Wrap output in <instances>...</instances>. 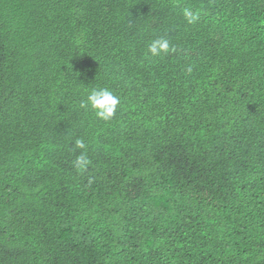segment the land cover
I'll return each mask as SVG.
<instances>
[{"label":"trees","instance_id":"16d2710c","mask_svg":"<svg viewBox=\"0 0 264 264\" xmlns=\"http://www.w3.org/2000/svg\"><path fill=\"white\" fill-rule=\"evenodd\" d=\"M0 264H264V0H0Z\"/></svg>","mask_w":264,"mask_h":264},{"label":"clouds","instance_id":"9594fccd","mask_svg":"<svg viewBox=\"0 0 264 264\" xmlns=\"http://www.w3.org/2000/svg\"><path fill=\"white\" fill-rule=\"evenodd\" d=\"M183 15L188 23H194L198 19V16L187 8L183 9ZM167 52H172V45H170V43L164 38L153 40L149 44L147 50V54H150L152 57H158ZM119 103V98L116 95L106 88H101L92 89L88 94L86 101L81 103V107L90 108L98 119L108 121L115 115ZM77 146L82 148L84 147V144L82 141H77ZM79 159L81 161L83 160L82 157ZM158 224L159 223H151L147 220L141 225L147 226V228H155ZM190 241L191 240H186L181 242L178 246L183 247L178 248V250L189 248L193 244L190 243Z\"/></svg>","mask_w":264,"mask_h":264}]
</instances>
